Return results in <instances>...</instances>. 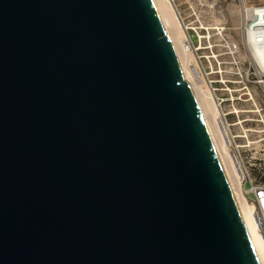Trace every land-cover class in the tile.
I'll use <instances>...</instances> for the list:
<instances>
[{
    "label": "water",
    "instance_id": "95a60500",
    "mask_svg": "<svg viewBox=\"0 0 264 264\" xmlns=\"http://www.w3.org/2000/svg\"><path fill=\"white\" fill-rule=\"evenodd\" d=\"M0 264H260L152 0H0Z\"/></svg>",
    "mask_w": 264,
    "mask_h": 264
},
{
    "label": "rangeland",
    "instance_id": "374dc122",
    "mask_svg": "<svg viewBox=\"0 0 264 264\" xmlns=\"http://www.w3.org/2000/svg\"><path fill=\"white\" fill-rule=\"evenodd\" d=\"M170 1L183 30L182 42L188 46L187 51L182 53L186 68L193 84L206 90L212 99L215 109L204 104L212 129L219 139L221 135L216 122L220 110L217 97L223 100V109H232L234 105L235 109L250 112L240 113L241 119H256V115L251 113L256 108L253 102L264 108V90L253 83L256 75L253 68L249 67L253 59L242 35L244 5L264 4V0ZM186 26L197 30L203 28L201 34L204 39L199 42L191 30H186ZM216 27L224 30L218 33ZM232 43L240 48L235 59L228 49V44ZM247 125L252 130H259L257 122H249ZM260 137V134L254 133L252 138L259 140Z\"/></svg>",
    "mask_w": 264,
    "mask_h": 264
},
{
    "label": "built area",
    "instance_id": "2783aa9c",
    "mask_svg": "<svg viewBox=\"0 0 264 264\" xmlns=\"http://www.w3.org/2000/svg\"><path fill=\"white\" fill-rule=\"evenodd\" d=\"M247 11L250 15L246 13ZM243 14L246 15L244 18ZM180 18H182L181 14ZM242 19L243 39L246 41L253 59L249 62V67L253 68L256 75V80L253 83L264 90V4L244 5ZM220 28L216 27L218 33L224 30V28ZM202 29L197 30L186 26V30H191L199 42L204 39V35L201 34ZM228 49L229 54L235 59L240 50L239 46L235 43L228 44ZM216 101L220 110L218 120L221 127L219 128L225 147L230 153L241 194L251 211L258 232L264 240V108L253 102L256 108L251 113L256 115V119H241L240 113L250 112L235 109L234 105H232V109L226 110L222 108L223 100L217 97ZM249 122L259 123V130L248 128ZM254 133L261 135L259 140L252 138Z\"/></svg>",
    "mask_w": 264,
    "mask_h": 264
},
{
    "label": "bare ground",
    "instance_id": "6f19581e",
    "mask_svg": "<svg viewBox=\"0 0 264 264\" xmlns=\"http://www.w3.org/2000/svg\"><path fill=\"white\" fill-rule=\"evenodd\" d=\"M159 15L160 18L164 24V27L168 33V36L170 37V40L172 41V44L174 45V48L177 52V55L179 57V60L181 62L182 68L184 70V74H185V78L186 81L188 82L196 100L197 103L203 113L204 119L206 121V124L208 126V129L210 131L211 137L213 139L214 145L216 147L218 156L220 158V161L222 163L223 169L225 171V174L227 176V179L229 181V184L231 186L233 195L235 197L236 203L238 205V208L240 210L243 222L245 224V227L247 229L248 235L250 237L254 252L257 256V259L259 261L260 264H264V240L263 238L260 236L257 226L255 224V221L251 215V211L249 209V207L247 206L244 197L241 194L240 191V186L238 183V178H237V174L236 171L232 165L231 162V158H230V153L229 151H227L226 147H225V143L224 140L221 135V130L219 127H221L219 120L218 122H216L218 128H219V135H221V139L222 141H219V139H217V135H215L214 133V129H212L211 123H210V118L208 119L207 116V112H206V106L204 103H207V107L208 104L210 106L214 108V104H212V99L209 96L208 92L204 89H202V87L198 88V86L196 87V85L193 84V82L191 81L188 69L186 68L184 59H183V55L182 53H185L188 49L187 45H184L182 42V37H183V30L182 27L180 25L179 19L174 11L173 5L171 3L170 0H152ZM248 15H250V13L247 11L246 12ZM246 15L243 14V18ZM258 52L260 53L261 50L259 49ZM264 64V62H263ZM210 117V115H209ZM212 118V117H211ZM217 134V132H216ZM218 135V136H219ZM220 139V140H221ZM226 155V156H225Z\"/></svg>",
    "mask_w": 264,
    "mask_h": 264
}]
</instances>
